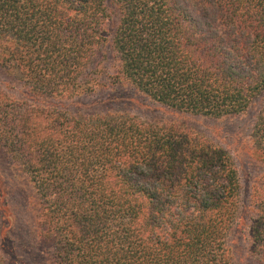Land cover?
Returning a JSON list of instances; mask_svg holds the SVG:
<instances>
[{"label":"trees","instance_id":"16d2710c","mask_svg":"<svg viewBox=\"0 0 264 264\" xmlns=\"http://www.w3.org/2000/svg\"><path fill=\"white\" fill-rule=\"evenodd\" d=\"M113 2L114 27L106 0H0V66L24 89L0 88V145L35 191L54 264H237L241 187L227 150L173 122L71 115L63 102L110 82L174 115L257 105L251 138L264 153V0ZM252 202L264 264V183Z\"/></svg>","mask_w":264,"mask_h":264},{"label":"rangeland","instance_id":"374dc122","mask_svg":"<svg viewBox=\"0 0 264 264\" xmlns=\"http://www.w3.org/2000/svg\"><path fill=\"white\" fill-rule=\"evenodd\" d=\"M113 1L106 0L112 27L116 18ZM103 52L106 57L103 65L109 68L106 74L112 76L116 63L110 43ZM108 84L105 88H96L93 93L64 101V108L71 115L112 111L145 122H173L227 150L235 160L241 187L240 219L237 230L229 237L233 257L237 264H263L259 255L251 252L249 236L253 190L257 183H264V153L256 150L251 138L257 105L232 117L174 115L160 109L126 83ZM0 88L15 98H20L24 92L21 82L1 66ZM40 230L35 191L27 176L11 162L0 145V257L4 264H54V245L44 239Z\"/></svg>","mask_w":264,"mask_h":264}]
</instances>
